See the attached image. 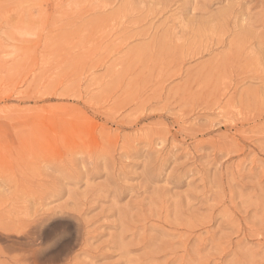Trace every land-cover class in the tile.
Returning <instances> with one entry per match:
<instances>
[{
    "label": "rangeland",
    "instance_id": "obj_1",
    "mask_svg": "<svg viewBox=\"0 0 264 264\" xmlns=\"http://www.w3.org/2000/svg\"><path fill=\"white\" fill-rule=\"evenodd\" d=\"M0 264H264V0H0Z\"/></svg>",
    "mask_w": 264,
    "mask_h": 264
}]
</instances>
